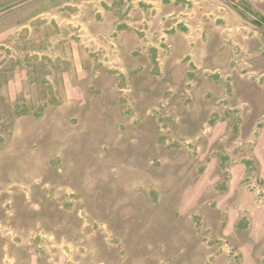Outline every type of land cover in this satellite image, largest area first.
<instances>
[{"label": "rangeland", "instance_id": "rangeland-1", "mask_svg": "<svg viewBox=\"0 0 264 264\" xmlns=\"http://www.w3.org/2000/svg\"><path fill=\"white\" fill-rule=\"evenodd\" d=\"M264 0H0V264H264Z\"/></svg>", "mask_w": 264, "mask_h": 264}, {"label": "trees", "instance_id": "trees-1", "mask_svg": "<svg viewBox=\"0 0 264 264\" xmlns=\"http://www.w3.org/2000/svg\"><path fill=\"white\" fill-rule=\"evenodd\" d=\"M262 23L264 24V20L262 21Z\"/></svg>", "mask_w": 264, "mask_h": 264}]
</instances>
